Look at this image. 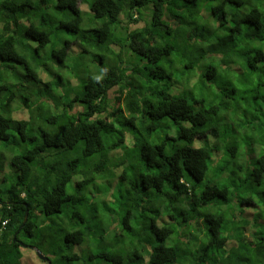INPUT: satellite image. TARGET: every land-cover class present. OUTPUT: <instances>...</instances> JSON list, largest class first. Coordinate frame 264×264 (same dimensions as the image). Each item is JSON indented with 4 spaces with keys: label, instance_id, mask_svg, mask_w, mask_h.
<instances>
[{
    "label": "trees",
    "instance_id": "obj_1",
    "mask_svg": "<svg viewBox=\"0 0 264 264\" xmlns=\"http://www.w3.org/2000/svg\"><path fill=\"white\" fill-rule=\"evenodd\" d=\"M257 128L264 0H0V264H264Z\"/></svg>",
    "mask_w": 264,
    "mask_h": 264
},
{
    "label": "rangeland",
    "instance_id": "obj_2",
    "mask_svg": "<svg viewBox=\"0 0 264 264\" xmlns=\"http://www.w3.org/2000/svg\"><path fill=\"white\" fill-rule=\"evenodd\" d=\"M83 7V5H82ZM200 70H199V73L198 75L200 74ZM191 87V83L190 85L188 86V88ZM18 115L20 117L23 116V112L22 111H19ZM258 124V123H257ZM255 137H247V141H244L243 138H241L240 142H235V145L238 147V151L234 153L235 156H239V157H242V156H245V154H248L250 157L253 156V153L251 152L250 148H249V145L251 144V142H257L261 137H264V134H260V131L259 129L257 128V132L255 133L254 135ZM226 143L230 146H232L233 144L231 143L229 137L225 140ZM194 146H198V143L196 142ZM254 162V161H253ZM218 168V166L216 167ZM215 168V169H216ZM213 168H211V171H209L208 174L214 172ZM226 175L229 174L228 172H225ZM221 173L218 172L216 174V178L213 180V182L217 183L216 181H220L222 182L223 181V178L224 177H227V176H223V177H220ZM208 178V175L206 177L205 180H207ZM236 182H239L240 179H237L236 177L233 178ZM221 208H223V204L221 205ZM237 208H241L239 207V205H237ZM247 207H245L244 209H246ZM248 210H246V213H247ZM203 229H204V226H203ZM23 237V240L24 241H29L30 239L35 241L36 240V237H27V236H22ZM228 245L229 244H233V240H230L227 242ZM81 249H82V246L81 247H76V254H79V256H81L83 253H81ZM21 252H22V257H24V259H22L21 257V264H46L43 260H40L38 257H37V254L33 251V250H30V249H26V248H20Z\"/></svg>",
    "mask_w": 264,
    "mask_h": 264
},
{
    "label": "clouds",
    "instance_id": "obj_3",
    "mask_svg": "<svg viewBox=\"0 0 264 264\" xmlns=\"http://www.w3.org/2000/svg\"><path fill=\"white\" fill-rule=\"evenodd\" d=\"M191 86H192V82H191ZM260 121H258V123H259ZM129 134H127V138L129 139V137H130V135H134V137H135V135H136V133H130V132H128ZM133 137V136H132ZM206 139H208V141L210 142V143H213V144H217V142H220L219 140H217V139H214V135H212V134H208V137H206ZM210 139L212 140V142L210 141ZM130 140V139H129ZM198 142H199V140H198ZM197 142V143H198ZM261 150H263V147H260V146H256V149L254 150V152H252L253 153V156L252 157H250L248 154H245V156H242V157H240L239 159H238V162L237 163H240V164H244V162H248V163H253V161L254 160H256L257 158H258V156H260V154H261ZM226 151V143H225V141H224V143H222L221 144V147H220V151L217 153V155L214 157V160H213V162H214V164H217L218 163V161H217V159L221 156V155H223L224 154V152ZM248 163H246V164H248ZM245 175H250L251 176V174H249V171L248 172H246V174ZM237 176H239V175H236V178L237 179H241L242 177L241 176H239V177H237ZM236 204V202L235 201H233V203L231 204V206H234ZM248 210V209H247ZM5 226V221L2 223V227H4ZM20 229H21V227H20ZM19 229V230H20ZM17 232V231H16ZM14 233V235H13V241H18V243H20V245H21V248H26V249H30V250H33L36 254H37V251L39 250L40 251V249H38L36 246H34V245H29V244H25L24 242H22V241H20V240H16L17 238V233L19 232H17V233ZM22 253V252H21ZM40 253H42L41 251H40ZM42 255L43 256H45L46 258H47V260H45V259H41L39 256H38V254H37V257L40 259V260H43L45 263H47V264H50V258L48 257V256H46V255H44L43 253H42ZM22 259H24V257H22ZM21 259V260H22ZM49 260V261H48Z\"/></svg>",
    "mask_w": 264,
    "mask_h": 264
},
{
    "label": "water",
    "instance_id": "obj_4",
    "mask_svg": "<svg viewBox=\"0 0 264 264\" xmlns=\"http://www.w3.org/2000/svg\"><path fill=\"white\" fill-rule=\"evenodd\" d=\"M27 216H28V212L26 211V212H25L24 219H23V224L27 221ZM23 224H22V225H23ZM22 225H21V226H22ZM19 229H20V228H19ZM19 229L17 230V232L19 231ZM17 232H16V233H17ZM37 254H38V256H39L41 259H45V260H47V258H46L45 256H43L42 253H40L39 250L37 251ZM48 261H49V260H48Z\"/></svg>",
    "mask_w": 264,
    "mask_h": 264
}]
</instances>
